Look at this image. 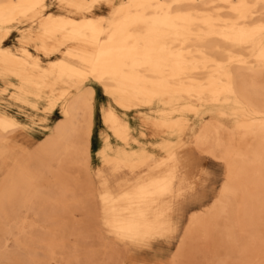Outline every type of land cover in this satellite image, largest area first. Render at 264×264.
I'll use <instances>...</instances> for the list:
<instances>
[{
	"label": "rangeland",
	"instance_id": "374dc122",
	"mask_svg": "<svg viewBox=\"0 0 264 264\" xmlns=\"http://www.w3.org/2000/svg\"><path fill=\"white\" fill-rule=\"evenodd\" d=\"M39 4L0 19V264H264V64L255 51L203 29L195 34L230 66L233 90L217 101L175 93L130 104L103 82V65L122 30L128 48L143 47L132 26L138 0ZM154 4L161 19L195 7L235 21L240 10L264 37V0ZM127 85L136 83L117 88ZM175 173L186 183L167 189ZM159 200L157 223L114 230L111 208Z\"/></svg>",
	"mask_w": 264,
	"mask_h": 264
},
{
	"label": "bare ground",
	"instance_id": "6f19581e",
	"mask_svg": "<svg viewBox=\"0 0 264 264\" xmlns=\"http://www.w3.org/2000/svg\"><path fill=\"white\" fill-rule=\"evenodd\" d=\"M43 1L1 0L0 19L11 21L29 3L38 2L39 7H43ZM154 1L138 0L137 13L132 21V26L142 35L137 41L143 47H137L135 51L127 47L131 37L127 30H122L117 38H112L107 44L103 82L106 83L105 79L112 81L115 85L112 90L120 96L125 95L130 104L137 99H153L160 96L170 99L175 93H185L188 101H217L233 90L234 76L230 66L218 65L215 57L207 50L209 42L206 36L195 34L203 29L220 30L222 36L232 44L253 49L256 58L264 64V37L261 36L259 28L244 27L243 24L246 23L240 21L243 16L240 10L235 21H230L210 9L195 7L181 8L176 13L170 11L167 17L163 16L161 19L160 13L155 14V11H162V5L156 6ZM14 2L17 5L12 6ZM6 10H9L8 14L4 15ZM161 21H164L163 26ZM240 26L242 28L239 32L226 35L228 31ZM111 46L112 48H109ZM120 79L136 85H127V89L122 91L118 89ZM135 86L141 88V94L136 93ZM116 88L118 90H115ZM115 132L122 135L120 129ZM168 181L167 189L186 183V179L179 173L171 175ZM162 204L163 201L159 200L152 206L136 205L130 211H122L119 207L111 208L110 218L114 230L121 235H131L157 223L161 220Z\"/></svg>",
	"mask_w": 264,
	"mask_h": 264
}]
</instances>
